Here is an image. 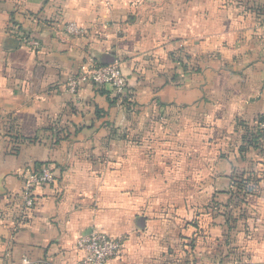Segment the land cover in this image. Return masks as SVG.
Segmentation results:
<instances>
[{"label":"crops","instance_id":"0c3cea01","mask_svg":"<svg viewBox=\"0 0 264 264\" xmlns=\"http://www.w3.org/2000/svg\"><path fill=\"white\" fill-rule=\"evenodd\" d=\"M180 1L118 0L107 7L101 0H0V264H78V241L92 231L122 243L108 264H179L184 247L182 264H264L263 148L240 154L244 143L228 142L235 153L217 161L204 154L197 177L194 158L186 156L185 189L164 188L158 166L166 159L143 153L163 144L178 149L177 140H149L167 114L186 117L194 133L196 124L208 126L224 144L240 139V122L264 117V25L222 0ZM69 23L84 34L68 35ZM197 38L200 70L179 74L173 53ZM106 56L119 61L126 96L91 80L71 93L69 80ZM171 155L174 164L181 159ZM43 167L55 181L35 188L36 206L16 227L25 178ZM241 172L258 179L245 209H234L231 220L203 215L199 232L183 222L196 199L206 205L232 191ZM167 205L173 209L164 215Z\"/></svg>","mask_w":264,"mask_h":264},{"label":"rangeland","instance_id":"374dc122","mask_svg":"<svg viewBox=\"0 0 264 264\" xmlns=\"http://www.w3.org/2000/svg\"><path fill=\"white\" fill-rule=\"evenodd\" d=\"M181 1L179 5L180 7L182 5ZM222 1H225V4L228 6L229 9L231 8L232 10L236 9L238 13L245 14V13L253 12L254 14H256L258 21L262 23V25H264V12H263L264 10L262 9L263 7L261 6V4L263 3V0H222ZM197 3L198 1L194 0V4H197ZM256 7L258 8L256 9ZM181 12L182 10L180 11V13ZM232 12L236 13L235 11H232ZM197 26L198 25L196 24V27ZM202 43H203V40L201 38L196 39V43H194V46H191L188 41H181V43L179 44V49H178L179 51L177 50L178 52L173 53L174 62L177 63L176 67H177V70L180 72L179 74L181 73L184 74L187 72H194V71L200 70V63L202 62V52L204 51ZM193 49H195L196 55L192 53ZM206 53H209V52H206ZM211 53L212 54L215 53V56H217L218 50L212 49ZM172 117L173 115L167 114L166 118L162 120L163 122L160 123L159 128L152 130V132L155 131V133H153V135L150 136L149 140L156 142V143H160V144L176 142L177 140L178 149L171 151L169 150V148H166L168 146L165 147L164 146L165 144H163V146H161L159 150L148 149L147 151L143 152L147 157L151 159L159 155H161L163 159H166L163 161L162 166H158L161 168L160 170L162 171L163 176H165L164 179H166L167 181L165 182V184H163L164 188H170L171 186H175V188H178V189H185L186 185L189 186L191 184V182H186L185 180V176H186L185 169L188 167L185 164L186 156H189L190 158H194L195 165L193 166V168L196 173L195 175L197 177V175H200L199 171L201 170L200 163L199 164L197 163L198 161L202 160V157L204 154H208V156L211 159H213L214 161H217L216 159L219 158L220 155L225 156V155H229L230 153H235V150L234 151L231 150V147H232L231 145L227 147L228 142L230 144L237 143V142L244 143L242 139H239V138L237 139V137L235 139V136H232L231 140L226 139V143L224 144V138L220 139L218 136L208 133V129H209L208 126L205 125L206 127H203L202 125L196 124L194 128L195 129L198 128L200 129V131L199 133H194L193 127L186 128L185 126L186 117L185 118L183 117L182 119L181 118L178 119V115H176L173 119ZM187 130H189L188 134H187ZM153 138L155 139L153 140ZM187 138H189L188 139L189 143L188 141H186ZM187 143H188V146H187ZM260 144H261V147L259 148L264 149V139L261 141ZM242 146H245V143ZM187 147L191 149H186ZM171 154H175L177 155V157L181 158L178 161V163L174 164V162H170ZM160 170L158 171L159 173H160ZM171 176L174 177L173 181L170 180ZM211 183H213V181H211ZM193 184H195L198 190L199 189L202 190V183L194 181ZM212 199L213 198L205 199L206 201H208L206 205L202 204L204 202L202 198L196 199V203H198V207H194L195 210H194V214L192 215V217L189 219L185 218L183 222L188 221V225L196 222L197 224L199 223L202 226L203 210L210 206ZM171 209L173 208H171L169 205L163 206L162 213L166 215ZM184 224L185 223H183V225ZM199 231H202L201 227H200V230H198V232ZM183 237H186V236L184 235ZM179 264H182V263L179 262Z\"/></svg>","mask_w":264,"mask_h":264},{"label":"built area","instance_id":"2783aa9c","mask_svg":"<svg viewBox=\"0 0 264 264\" xmlns=\"http://www.w3.org/2000/svg\"><path fill=\"white\" fill-rule=\"evenodd\" d=\"M107 7H113L118 0H101ZM64 31L71 36H80L84 34V29L76 23H69L64 27ZM36 46L37 42H31ZM91 80L99 86H110L118 97H125L128 88V80L122 70L118 60L108 65H98L93 59L89 61L81 73L69 80V91L77 93L81 81ZM259 129L264 131V121ZM55 181V176L51 168L43 167L37 171H30L25 178V186L22 196L18 202L16 214L14 217L16 227L23 224L29 213L35 208L37 199L34 193L38 186L51 185ZM78 249L83 253L82 260L78 264H108L112 259L119 257L122 250L120 240L112 239L106 235L92 231L82 236L78 241ZM25 264L30 261L25 260ZM240 264H256L254 262H244Z\"/></svg>","mask_w":264,"mask_h":264},{"label":"trees","instance_id":"16d2710c","mask_svg":"<svg viewBox=\"0 0 264 264\" xmlns=\"http://www.w3.org/2000/svg\"><path fill=\"white\" fill-rule=\"evenodd\" d=\"M112 57V56H111ZM114 59V57H112ZM116 59V58H115ZM98 65H108L104 63L102 60L101 62L97 63ZM264 121V117L258 119V121L254 124H248L245 122H240L243 128V131L240 133V139H242L245 143V146H241L239 148L240 154L247 151L249 148H259L261 147V141L264 139V131L259 129L260 124ZM245 134V135H244ZM226 156V155H225ZM228 156V155H227ZM257 183L258 179L252 172H241L238 173L232 181V191L227 193H218L213 197L212 202L209 207L203 210V215L207 216L209 214L213 215V213H217V215H223L227 220L233 219L231 217V212L234 209H245L246 206L249 205L250 199L254 196L257 192ZM225 197L222 198L221 196ZM223 199V200H222ZM18 222V220H16ZM26 222V220L24 221ZM193 224V223H191ZM198 230H200L201 224H197ZM202 228V227H201ZM203 230V228H202ZM189 247L195 251L196 247L193 244H189ZM185 247L181 252L182 257L179 258V261L182 262L183 258L185 257ZM185 263V262H184ZM243 263L241 261H237L236 264Z\"/></svg>","mask_w":264,"mask_h":264},{"label":"water","instance_id":"95a60500","mask_svg":"<svg viewBox=\"0 0 264 264\" xmlns=\"http://www.w3.org/2000/svg\"><path fill=\"white\" fill-rule=\"evenodd\" d=\"M104 63L106 64H112V63H115L116 62V59H112L111 56H106L104 59H103ZM144 224H145V219L144 218H140L138 220V226L139 227H144Z\"/></svg>","mask_w":264,"mask_h":264}]
</instances>
